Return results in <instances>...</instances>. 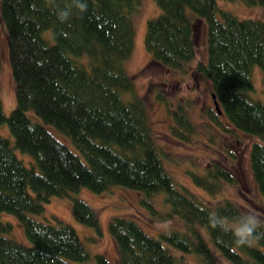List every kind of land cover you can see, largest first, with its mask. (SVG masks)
<instances>
[{"label": "trees", "instance_id": "obj_1", "mask_svg": "<svg viewBox=\"0 0 264 264\" xmlns=\"http://www.w3.org/2000/svg\"><path fill=\"white\" fill-rule=\"evenodd\" d=\"M153 1L157 13L146 19L142 39L152 59L184 72L194 57L190 14L202 18L206 57L194 68L209 79L210 95L221 111L212 106L202 114L219 124V115H224L232 127L264 138V102L248 94L254 64L261 70L264 94V21L239 18L219 7L218 0ZM241 1L264 5V0ZM84 2L86 12L73 8L61 21L57 11L71 7V0H0L15 100L6 115L0 101V122L13 138L11 143L0 134V211L17 216L30 241L23 244L3 235L10 223L0 220V264L86 260L89 254L71 224L38 220L27 212H41L51 195H69L81 186L101 192L112 184L146 196L163 191L168 212L161 218L177 216L183 223L170 235H152L130 216H110L107 229L116 249L115 264H188L184 253L195 254L199 264H219L199 226L232 264H264V228L252 244L236 246L230 233L209 226L208 214L235 218L243 209L229 197L213 200L175 184L162 164L143 101L125 69L133 47L132 16L140 0ZM154 95L171 117L169 133L188 141L195 131L190 102L173 100L158 88ZM48 124L65 134L80 155ZM14 147L29 153L32 163L24 164ZM248 158L264 197L263 141L251 142ZM203 168L200 174L188 173L211 196L223 181H233L230 171L213 159ZM70 207L78 221L98 228L97 212L85 200L71 196ZM94 261L110 264L101 253Z\"/></svg>", "mask_w": 264, "mask_h": 264}, {"label": "rangeland", "instance_id": "obj_2", "mask_svg": "<svg viewBox=\"0 0 264 264\" xmlns=\"http://www.w3.org/2000/svg\"><path fill=\"white\" fill-rule=\"evenodd\" d=\"M218 5L239 18L259 17L264 21V5H246L241 0H218ZM157 13L153 0H140L133 18V47L125 64V69L131 75L135 91L140 95L147 116V121L154 142L159 150L162 164L171 175L173 182L189 186L193 191L213 200L229 197L243 210L255 212L264 219V197L259 192L250 165L248 153L252 141H263L257 135L242 132L232 127L224 115H219L220 122L209 119L202 109L212 107L210 97V81L195 68L197 60H204L205 23L202 18L190 14L192 21V40L194 57L184 65L185 71L162 65L146 51L143 45V32L148 17ZM252 90L248 94L264 102L262 92L261 70L254 64L250 70ZM158 88L173 100L181 99L190 102L189 117L195 128L188 141L177 139L169 133L171 117L165 105L155 98L154 92ZM0 101L3 113L6 115L14 106L13 82L8 60L7 39L4 25L0 19ZM37 118V117H35ZM214 124H212V123ZM217 123V124H216ZM49 130L72 150L80 153L69 140L54 125H47ZM0 134L7 137L11 143L13 138L5 122H0ZM14 152L26 165L32 163V156L14 147ZM226 167L233 175V181H223L219 190L213 196L209 195L192 182L188 171L200 174L204 166L211 160ZM76 196L85 200L97 212L98 228L78 221L70 207V197ZM168 204L164 200V192L155 191L149 196L143 192L120 184H112L107 190L95 192L81 186L69 195H51L43 203V210L39 213L27 212L30 217L38 220L55 222L56 219L71 224L89 256L83 261H73V264H96L94 255L103 254L110 264L116 262V249L107 229V223L112 215L132 217L145 232L156 235L154 225L160 222H172L174 228H183L181 219L177 216L166 217ZM0 220L10 223V229L3 235L23 244H30L24 234L22 223L12 213L0 211ZM199 231L207 244L216 253L219 264H232L212 244L203 226ZM175 253V249H171ZM188 264H199L198 257L193 253H184Z\"/></svg>", "mask_w": 264, "mask_h": 264}, {"label": "clouds", "instance_id": "obj_3", "mask_svg": "<svg viewBox=\"0 0 264 264\" xmlns=\"http://www.w3.org/2000/svg\"><path fill=\"white\" fill-rule=\"evenodd\" d=\"M87 3L84 0H71V7L60 8L57 11L58 19L66 21L72 14L74 8L79 13L87 11ZM208 224L213 229H220L222 232L230 233L236 246L252 244L260 238L258 230L264 228V219L255 212L242 210L235 218L219 215L216 212L208 214ZM174 229L172 222H160L154 225V230L170 235Z\"/></svg>", "mask_w": 264, "mask_h": 264}, {"label": "water", "instance_id": "obj_4", "mask_svg": "<svg viewBox=\"0 0 264 264\" xmlns=\"http://www.w3.org/2000/svg\"><path fill=\"white\" fill-rule=\"evenodd\" d=\"M210 96H211V100H212V104H213V108H214V110H216V112H217L218 114H220L221 111H220V109H219V106H218L217 101H216L215 98H214V94L211 93Z\"/></svg>", "mask_w": 264, "mask_h": 264}]
</instances>
